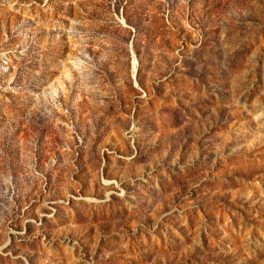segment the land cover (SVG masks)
Returning <instances> with one entry per match:
<instances>
[{"label":"rangeland","instance_id":"obj_1","mask_svg":"<svg viewBox=\"0 0 264 264\" xmlns=\"http://www.w3.org/2000/svg\"><path fill=\"white\" fill-rule=\"evenodd\" d=\"M0 264H264V0H0Z\"/></svg>","mask_w":264,"mask_h":264},{"label":"bare ground","instance_id":"obj_2","mask_svg":"<svg viewBox=\"0 0 264 264\" xmlns=\"http://www.w3.org/2000/svg\"><path fill=\"white\" fill-rule=\"evenodd\" d=\"M133 62H135V61H133Z\"/></svg>","mask_w":264,"mask_h":264}]
</instances>
